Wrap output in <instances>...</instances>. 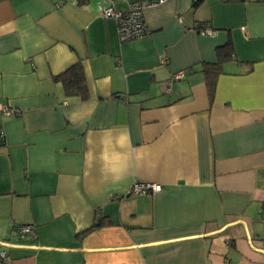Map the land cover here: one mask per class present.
<instances>
[{
  "label": "crops",
  "instance_id": "0c3cea01",
  "mask_svg": "<svg viewBox=\"0 0 264 264\" xmlns=\"http://www.w3.org/2000/svg\"><path fill=\"white\" fill-rule=\"evenodd\" d=\"M104 1L0 0V264H264V0H164L128 41Z\"/></svg>",
  "mask_w": 264,
  "mask_h": 264
},
{
  "label": "built area",
  "instance_id": "2783aa9c",
  "mask_svg": "<svg viewBox=\"0 0 264 264\" xmlns=\"http://www.w3.org/2000/svg\"><path fill=\"white\" fill-rule=\"evenodd\" d=\"M164 0H135L128 5L126 10H120L115 7L113 0H108L107 2L97 3V10L103 17L113 18L117 24V33L121 41H128L133 39H138L143 37L148 33V29L143 21L144 10L153 5L162 3ZM204 33L207 35H212L214 31L209 28H205ZM185 71L180 70L174 72L166 83V89L168 90L171 84L184 77ZM2 111L6 114L10 113L7 107H3ZM4 138L3 130L0 127V142ZM161 185L158 183L142 182L137 181L133 183L131 187L132 192L136 193H147L155 194L160 191ZM264 213V205L262 208ZM19 236L23 237L25 235H34V227L32 225L23 224L19 225L17 228ZM8 257L6 251L0 252V259L4 260Z\"/></svg>",
  "mask_w": 264,
  "mask_h": 264
},
{
  "label": "trees",
  "instance_id": "16d2710c",
  "mask_svg": "<svg viewBox=\"0 0 264 264\" xmlns=\"http://www.w3.org/2000/svg\"><path fill=\"white\" fill-rule=\"evenodd\" d=\"M204 0H193L192 9L197 8ZM240 1V0H226ZM233 58V49L228 41L216 48V61L204 63L202 71L205 76L208 91L213 95L217 77L223 72V65ZM53 80L62 84L66 96H78L86 99L88 96L84 72L80 63L68 67L63 72L53 76ZM3 139L1 140V142Z\"/></svg>",
  "mask_w": 264,
  "mask_h": 264
}]
</instances>
